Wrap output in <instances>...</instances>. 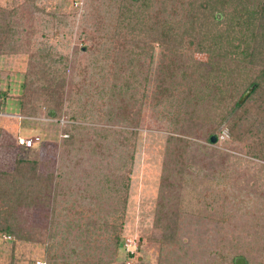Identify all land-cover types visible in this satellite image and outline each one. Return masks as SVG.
I'll return each instance as SVG.
<instances>
[{
	"label": "rangeland",
	"instance_id": "1",
	"mask_svg": "<svg viewBox=\"0 0 264 264\" xmlns=\"http://www.w3.org/2000/svg\"><path fill=\"white\" fill-rule=\"evenodd\" d=\"M120 6L0 0L1 11L13 12L0 24L8 21L14 32L13 54L0 56V112L19 116L17 97L32 81L63 88L59 120L67 122L47 121L42 109L32 120L0 119V142L7 143L0 171H12L16 159L37 160L56 185L46 204L17 208L19 238L0 234V264H231L235 256L236 264H260L264 161L246 156L219 124L228 106L215 105L214 84H193L188 74L165 78L168 54L155 44L147 53L125 51L116 36ZM194 58L209 65L201 76L221 64ZM211 133L216 143L207 142ZM17 137L39 141L24 148ZM190 192L194 213L181 215L171 242L161 243L158 204L173 206Z\"/></svg>",
	"mask_w": 264,
	"mask_h": 264
},
{
	"label": "trees",
	"instance_id": "2",
	"mask_svg": "<svg viewBox=\"0 0 264 264\" xmlns=\"http://www.w3.org/2000/svg\"><path fill=\"white\" fill-rule=\"evenodd\" d=\"M120 8L116 36L125 51L131 52L126 49L129 46L147 53L155 44L168 54L165 78L178 80L177 76L188 74L189 79L195 76L193 84L197 80L214 84L215 105L228 106L219 124L232 142L243 145L246 156L264 161V0H121ZM12 13L0 10L3 17ZM7 22L0 24V56L13 54L8 46L14 32ZM195 55L218 58L221 64L217 71L201 76V71H209V65L196 60ZM62 90L61 86L26 82L23 94L17 97L19 116L32 120L42 109V118L59 120ZM211 137L216 143L212 133L207 142ZM71 139L67 135L63 143L68 145ZM161 173L163 183L168 184L171 170L167 164ZM178 179L183 191L186 178L180 173ZM55 186L52 172L42 171L37 160L16 159L12 171H0V234L19 238L14 220L17 208L46 204L54 197ZM127 191L126 177L121 187V212ZM196 198L194 192L180 193L173 206L158 204L156 224H160V217L163 219L161 243L171 242L181 215L194 213ZM235 258L231 264H236ZM260 264H264V245Z\"/></svg>",
	"mask_w": 264,
	"mask_h": 264
},
{
	"label": "built area",
	"instance_id": "3",
	"mask_svg": "<svg viewBox=\"0 0 264 264\" xmlns=\"http://www.w3.org/2000/svg\"><path fill=\"white\" fill-rule=\"evenodd\" d=\"M47 121H50L49 119H47ZM61 124H64L66 121L64 120H59L58 121ZM67 123V122H66ZM38 138L33 137L31 139H18L17 143L19 146H23L24 148H30L32 146L33 143L38 142ZM32 143V144H31Z\"/></svg>",
	"mask_w": 264,
	"mask_h": 264
},
{
	"label": "crops",
	"instance_id": "4",
	"mask_svg": "<svg viewBox=\"0 0 264 264\" xmlns=\"http://www.w3.org/2000/svg\"><path fill=\"white\" fill-rule=\"evenodd\" d=\"M0 116H1L0 119L8 120L6 116H10V117H12V118H15V116H18V115H17V114L14 115V114H8V113L0 112ZM18 117H19V116H18ZM19 118H21V117H19ZM4 122H5V121H4ZM1 130H2V128L0 127V138L3 137V136H2L3 133L1 132ZM16 133H17V132H16ZM18 133H19V132H18ZM16 139L18 140V139H20V138L17 137ZM17 144H18V143H17ZM6 145H7L6 142H3V143L0 142V148L3 147V146H6ZM18 146H19V145H18Z\"/></svg>",
	"mask_w": 264,
	"mask_h": 264
},
{
	"label": "water",
	"instance_id": "5",
	"mask_svg": "<svg viewBox=\"0 0 264 264\" xmlns=\"http://www.w3.org/2000/svg\"><path fill=\"white\" fill-rule=\"evenodd\" d=\"M247 94H248V93H246V94L244 95V97L241 99L240 102L243 101V99L247 96ZM214 141H215V139H214L213 137H211V138H210V143L212 144V143H214Z\"/></svg>",
	"mask_w": 264,
	"mask_h": 264
}]
</instances>
